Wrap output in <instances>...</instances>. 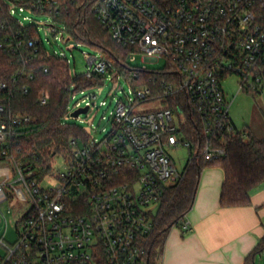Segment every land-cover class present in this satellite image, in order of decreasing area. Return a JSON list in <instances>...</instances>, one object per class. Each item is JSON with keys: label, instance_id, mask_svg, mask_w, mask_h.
I'll return each mask as SVG.
<instances>
[{"label": "built area", "instance_id": "1", "mask_svg": "<svg viewBox=\"0 0 264 264\" xmlns=\"http://www.w3.org/2000/svg\"><path fill=\"white\" fill-rule=\"evenodd\" d=\"M69 1L77 2L0 0V50L24 64L44 47L26 11L52 18L45 24L51 34L70 41L65 25L55 19ZM93 12L113 40L129 47L123 68H134L126 77L132 96L116 101L102 138L88 134L83 142L71 136L64 152L48 160L31 153V161L24 162L12 146L29 117L12 110L8 90L0 103V212L13 197L26 209L15 241L0 239V264H147L155 215L166 192L186 173V166L183 172L176 169L168 149L188 147L186 165L223 155L219 136L238 130L229 115L234 96L228 98L221 84L227 75H238L237 92L264 100V0H94ZM136 52L164 58L165 66L144 78L139 73L149 70L146 66L128 64ZM86 55L81 74L100 77L101 84H95L100 86L108 72H115L113 60ZM17 90L27 93L28 86ZM94 97L81 101L89 109ZM46 98L43 92L38 96L41 104ZM155 99H171L173 105L135 111L139 103ZM74 107L68 104L65 116L83 106L76 101ZM187 121L198 130L195 140L182 135ZM58 156L63 167L53 171ZM182 228L187 231L188 222Z\"/></svg>", "mask_w": 264, "mask_h": 264}, {"label": "trees", "instance_id": "2", "mask_svg": "<svg viewBox=\"0 0 264 264\" xmlns=\"http://www.w3.org/2000/svg\"><path fill=\"white\" fill-rule=\"evenodd\" d=\"M93 4L94 0L69 1L55 19L65 25L70 39L97 49L100 54L113 60L115 71L128 76L134 70L123 68L129 47L110 37L106 28L96 19ZM29 74H32L31 79L28 78ZM139 74L147 78L151 71L143 70ZM13 77L17 84H14ZM99 78L88 79L81 73L72 74L66 58L49 54L42 46L38 47L35 56L24 64L16 63L10 54L0 50V84H7V89L0 88V103L6 100L8 90H11V96L6 102L14 112L29 117V121L19 130L17 143L12 146L16 155L24 162L31 161V153L36 154L37 160H48L51 154L65 151L67 139L71 136L85 142L89 133L74 123L65 122L64 117L72 94L90 89L96 83L101 84ZM22 84L28 86L27 93L17 90ZM41 92L47 95L44 104L38 99ZM166 102L173 105L171 99ZM181 132L189 140L198 137V130L190 121L182 125ZM219 140L224 147L222 156L205 163L197 160L188 162L183 180L166 192L164 201L155 215L154 230L148 238L147 264H156L169 229L184 224L202 168L219 165L223 169L224 179L219 197L222 207L250 204L251 190L264 182V136L259 138L249 130H237L221 134ZM48 168L47 165L42 170ZM263 254L264 234L245 256L243 264H264V260L257 263V259Z\"/></svg>", "mask_w": 264, "mask_h": 264}, {"label": "rangeland", "instance_id": "3", "mask_svg": "<svg viewBox=\"0 0 264 264\" xmlns=\"http://www.w3.org/2000/svg\"><path fill=\"white\" fill-rule=\"evenodd\" d=\"M24 13V12H23ZM29 14L37 24L39 36L43 42L44 48L47 53L52 54L54 51L58 54L63 53L70 65L72 74L82 73L86 69L87 54L97 55L99 51L91 46L79 43L71 39L68 42H63L59 36L55 37L50 32V26L45 25L51 23L52 18L47 16H34L27 11L24 13ZM17 17H21L18 15ZM74 43V44H73ZM74 45V47H72ZM130 67L146 66L147 69L157 71L165 66V59L158 60L145 57L144 54L136 52L134 58L128 62ZM129 73V72H128ZM127 75V74H126ZM126 75L121 72L115 71L113 74L109 72L104 76V83L100 86H94L90 89H85L82 92H76L70 99L69 106L74 107L76 101L80 102V106H84L82 99L88 97L92 93L95 97L91 99L93 106H91L86 113L79 114L78 117L68 116L64 117V121L74 123L85 129L92 138L100 139L111 127L108 120L110 111L114 108L116 101L119 99L127 100V95L132 96L129 91L131 90L130 83L126 80ZM118 76V77H117ZM238 75L229 74L222 81V88L228 98L234 96L233 101L229 108V115L235 124L236 128L240 131L249 130L255 137L264 136V100L261 97H255L252 94L239 91L238 89ZM237 92V93H236ZM88 100V98H87ZM102 102H104L102 104ZM167 102L161 99L147 100L139 103L135 107V111H148L161 108ZM168 153L173 159L176 169L183 172L186 163L189 159L190 150L186 146H178L177 148H169ZM63 167V160L60 156L55 158L53 162V171ZM26 205L15 197L10 199L7 204L1 207V221H0V239H3L7 244H12L16 237V229L19 228L17 223L19 217L25 211ZM157 209L154 210V214ZM179 230H183L182 226H176ZM4 250L0 245V253ZM160 256V255H159ZM159 256L156 264H160ZM264 260V254L257 259V263Z\"/></svg>", "mask_w": 264, "mask_h": 264}, {"label": "crops", "instance_id": "4", "mask_svg": "<svg viewBox=\"0 0 264 264\" xmlns=\"http://www.w3.org/2000/svg\"><path fill=\"white\" fill-rule=\"evenodd\" d=\"M223 169H201L192 205L185 215L189 229L172 226L160 264H243L264 234V182L250 192V204L222 207Z\"/></svg>", "mask_w": 264, "mask_h": 264}, {"label": "water", "instance_id": "5", "mask_svg": "<svg viewBox=\"0 0 264 264\" xmlns=\"http://www.w3.org/2000/svg\"><path fill=\"white\" fill-rule=\"evenodd\" d=\"M88 111V106L85 105L83 107H78L76 109H74L71 113L70 116L72 117H77L79 114L81 113H86Z\"/></svg>", "mask_w": 264, "mask_h": 264}]
</instances>
